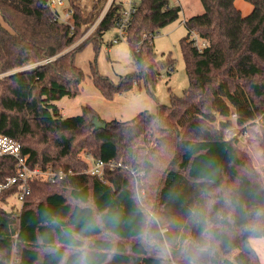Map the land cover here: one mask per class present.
Wrapping results in <instances>:
<instances>
[{
  "label": "trees",
  "instance_id": "obj_1",
  "mask_svg": "<svg viewBox=\"0 0 264 264\" xmlns=\"http://www.w3.org/2000/svg\"><path fill=\"white\" fill-rule=\"evenodd\" d=\"M47 1L0 0V132L21 142L31 166L71 173L55 182L31 180L18 214L7 207V193L0 195V264H260L249 240L264 237V180L239 137L225 138L224 129L233 125L232 114L244 126L264 113V0H246L254 7L246 15L236 0H201L204 12L185 20L188 35L181 40L188 87L156 112L128 120L101 119L91 106L77 115L61 112L56 101L77 95L85 78L74 61L77 50L68 49L103 7L87 21L70 0L72 30L54 19ZM169 4L137 6L126 38L137 71L114 84L93 67L105 97L141 79L156 82L152 39L181 11ZM121 9L114 1L76 48L97 49ZM96 116L105 128L95 129ZM153 124L177 134L171 158H163L160 142L146 154L130 150ZM88 150L127 167L106 169L103 178L89 174L80 155ZM15 162L0 157V180L15 172ZM137 174L146 178L142 199Z\"/></svg>",
  "mask_w": 264,
  "mask_h": 264
},
{
  "label": "rangeland",
  "instance_id": "obj_2",
  "mask_svg": "<svg viewBox=\"0 0 264 264\" xmlns=\"http://www.w3.org/2000/svg\"><path fill=\"white\" fill-rule=\"evenodd\" d=\"M75 1L80 4L81 12L87 21L95 19L97 16L99 18L108 6V0L106 3L105 0ZM176 1L181 6L179 17L159 28L152 39L153 48L158 58L153 71L157 69L160 72L153 85H148L144 79H141L132 88L117 92L112 98L105 97L96 85L93 80V67L100 75L108 78L114 84H118L122 77L134 73L138 69L130 43L125 38L114 42L113 38L117 31L115 27H111L104 33L103 41L97 49L93 43L76 48L80 41L69 47L68 50H77L74 61L83 70L85 78L80 84L77 95L64 96L56 101L61 112L65 116L77 115L83 112L85 106H91L101 119L128 120L144 110L156 112L159 103L170 104L173 94L182 95L189 85L181 44L182 38L188 35L185 20L192 15L203 13L204 6L201 0H170V3L177 4ZM236 4L243 14L250 13L254 8L252 3L246 0H236ZM102 7L100 15H97ZM192 36H196V33H193ZM195 39L196 44L203 47L204 41L198 36ZM168 57L173 59V68L167 66ZM0 75L4 74L0 73ZM231 118L234 120L233 125L224 129V137L227 139L233 136L239 137L241 149L250 156L264 180V113L244 126L235 122L233 114ZM176 136L174 131L159 130L153 124L147 134L137 137L133 141L132 149L134 148L139 154H146L152 146H156L160 142L163 158H171L175 154ZM80 155L88 161L93 157L89 150L81 151ZM165 166L161 164L160 170ZM140 175H135L137 178L135 191L142 199L141 193L144 192L142 188L146 178H139ZM161 175L162 172L157 173L156 179ZM148 211L150 216L154 215L152 208H148ZM249 241L259 256L260 264H264V237H251ZM238 251V249L233 250L229 255L230 258H233Z\"/></svg>",
  "mask_w": 264,
  "mask_h": 264
},
{
  "label": "built area",
  "instance_id": "obj_3",
  "mask_svg": "<svg viewBox=\"0 0 264 264\" xmlns=\"http://www.w3.org/2000/svg\"><path fill=\"white\" fill-rule=\"evenodd\" d=\"M114 1H118L122 5L120 15L115 23L116 34L113 38L117 42L123 38H127V30L132 22V19L137 10L140 0H108V6L105 8L102 15L95 21V23L86 31V34L79 40L85 39L97 26L104 14L110 8ZM47 4L53 11L55 20L70 23L71 29L74 30V14L75 9L71 6L70 0H48ZM169 5H172L171 3ZM146 38L149 35L143 33ZM49 60V59H48ZM235 116V114H233ZM11 156L15 162V172L6 176L4 180H0V195L7 193V207L18 214L24 205L26 196L31 192V180L39 179L42 181L55 182L56 180L65 178L71 171L66 172L63 170L56 171L52 166H42L36 164L31 166L29 164V155L23 154L21 142L14 138L0 132V157ZM120 167L126 168L127 165L121 160H104L102 158H94L89 161V166L84 171L97 175L103 178L106 169H117Z\"/></svg>",
  "mask_w": 264,
  "mask_h": 264
},
{
  "label": "water",
  "instance_id": "obj_4",
  "mask_svg": "<svg viewBox=\"0 0 264 264\" xmlns=\"http://www.w3.org/2000/svg\"><path fill=\"white\" fill-rule=\"evenodd\" d=\"M93 123L95 124V129L105 128L107 126V122L99 119L98 116L93 118ZM130 150H132V148Z\"/></svg>",
  "mask_w": 264,
  "mask_h": 264
},
{
  "label": "crops",
  "instance_id": "obj_5",
  "mask_svg": "<svg viewBox=\"0 0 264 264\" xmlns=\"http://www.w3.org/2000/svg\"><path fill=\"white\" fill-rule=\"evenodd\" d=\"M176 3L178 4V2L176 1ZM237 5V4H236ZM242 11V10H241ZM243 13V12H242ZM247 14H249V13H247ZM246 15V14H245Z\"/></svg>",
  "mask_w": 264,
  "mask_h": 264
}]
</instances>
